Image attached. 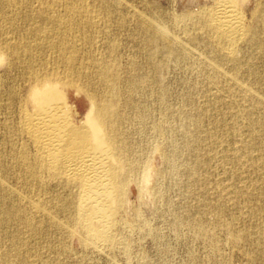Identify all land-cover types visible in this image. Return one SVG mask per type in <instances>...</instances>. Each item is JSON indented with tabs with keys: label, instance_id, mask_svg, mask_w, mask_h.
I'll return each mask as SVG.
<instances>
[{
	"label": "rangeland",
	"instance_id": "rangeland-1",
	"mask_svg": "<svg viewBox=\"0 0 264 264\" xmlns=\"http://www.w3.org/2000/svg\"><path fill=\"white\" fill-rule=\"evenodd\" d=\"M3 1L0 39L44 43L26 17L37 22L38 11L45 7L36 0L9 6ZM86 5L95 10L91 15L97 23L89 44L83 39L86 33L64 28L56 32L66 34L75 55L83 59L85 72L93 68L94 60L116 63L121 98L115 110L124 117L122 138L128 147L137 148V168L123 195L125 202L116 211L114 241L96 253L80 241L68 209L57 208L53 181L42 186L19 179L16 173L6 176L0 166V184L10 191V200L20 199L45 232L29 239L21 224V236L31 240L26 247L29 264H264V136L253 128L264 121V50L252 46L255 40L264 41V0L233 2L237 13L233 28L239 36L235 51L239 58L251 55L256 68L251 76L244 67L236 72L231 63L220 61L205 41L192 43L185 32H197V15L216 9L217 0H86ZM65 14L63 5L56 7L55 15ZM174 16L181 18L176 24ZM121 19L123 24L117 22ZM141 19L166 26L176 51L184 49L189 58L159 49L154 60L163 66L144 69L148 87L132 89L128 76L139 72L144 62L136 34ZM42 54L66 77L58 51ZM16 70L0 63V161L6 164L11 146L4 144L3 125L14 118L6 110L8 89L22 88ZM63 89L66 115L83 123L90 106L86 94L73 85ZM215 101L223 110L215 109ZM193 120L201 122L198 132ZM158 124H163V131L156 130ZM182 130L199 141L192 140L187 147ZM208 130L216 136H206ZM21 141L13 137L14 150L21 149ZM197 158L202 159L200 166ZM39 199L51 218L30 211V204ZM257 206L263 209L254 211ZM50 219L60 228L52 227ZM12 227L10 222L4 230ZM4 230L0 229V264H17ZM231 233L243 239L233 244ZM8 251L11 256L6 257Z\"/></svg>",
	"mask_w": 264,
	"mask_h": 264
},
{
	"label": "bare ground",
	"instance_id": "bare-ground-1",
	"mask_svg": "<svg viewBox=\"0 0 264 264\" xmlns=\"http://www.w3.org/2000/svg\"><path fill=\"white\" fill-rule=\"evenodd\" d=\"M36 1L45 10L38 11L40 19L37 22L30 16L26 20L33 31L41 34L45 42L28 45L22 38L16 42H11L7 37L0 39V63H5L9 70L15 67L16 73L18 71L16 78L22 85L20 91L14 85L8 89L6 110L14 118L4 120L3 127L4 144L11 146L6 154L11 158L10 164L0 161V166L6 176L16 173L17 178L36 181L42 186L48 180L53 181L57 191L53 199L59 201L57 208L68 209L70 220L80 232L82 244L99 253L114 241L112 230L116 225V211L125 202L123 195L139 158L137 148L128 147L122 138L124 117L115 110L121 98L117 85L118 68L114 62L94 60L93 68L90 71L87 68L88 71L85 72L84 61L75 55L73 46L66 41V34L56 32V28H64L77 31L82 36L86 33L83 39L88 44L91 42V32L97 28V23L92 16L95 10L86 5V0ZM234 1L236 0H217L216 9H206L209 11H202L197 15L195 24L198 31L187 32L185 29V32L192 43L205 41L209 50L216 53L220 61L231 63L236 72L244 67L251 76L256 71L251 55L239 58L235 51L239 36L233 28L237 15ZM3 2L9 6L18 2L27 4L29 0ZM59 5L65 7L66 14L63 16L55 15ZM263 16L264 10L261 17ZM180 19L174 16L173 20L176 24ZM117 22L123 24L122 19ZM136 34L140 39L144 62L140 64L139 72L134 70L128 76L132 89L148 87L144 85L147 83L144 69L151 66L160 69L163 66L162 62L156 64L154 60L155 52L159 49L181 58H189L184 49L176 51V45L166 26L156 22L145 23L141 19ZM2 35L0 28V36ZM252 46L264 50V41L255 40ZM110 47L113 48L114 45L111 44ZM46 50L58 51L59 62L65 67L66 77L49 66L42 54ZM134 65L135 63L133 67ZM138 66L136 65V70ZM66 84L73 85L88 98L90 106L83 123L77 124L66 115L67 109L63 101V87ZM212 105L217 111L223 110L217 101L212 102ZM192 122L193 128L198 132L201 122ZM253 128H259L264 136V121ZM237 129L234 127L232 130L236 132ZM156 130L163 131V124H158ZM182 132L187 139V147H191L192 140L199 141V137L191 139V133L186 130ZM205 133L208 137L216 136V132L212 130ZM14 136L22 138L21 149L18 151L12 147ZM201 163L202 159L197 158L196 164L200 166ZM10 194L0 184V229L4 230L10 222L14 223L12 229L4 230L5 234H9L14 247L13 258L17 264H29L30 256L26 247L31 240L26 241L21 236L20 226L23 224L29 239L45 235V232L37 227V219L24 209L20 199L10 200ZM41 202L39 199L30 204V211L36 210L46 218H51ZM262 209L257 206L254 211ZM49 222L52 227L60 228L53 219ZM241 239L243 237L240 234H230L229 240L233 244ZM25 249L27 252H23ZM5 256H11L10 252Z\"/></svg>",
	"mask_w": 264,
	"mask_h": 264
}]
</instances>
